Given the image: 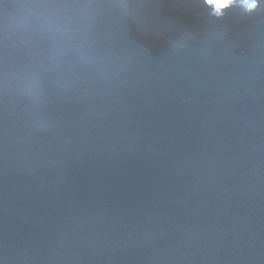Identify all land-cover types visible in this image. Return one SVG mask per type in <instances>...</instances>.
<instances>
[{"label": "water", "instance_id": "obj_1", "mask_svg": "<svg viewBox=\"0 0 264 264\" xmlns=\"http://www.w3.org/2000/svg\"><path fill=\"white\" fill-rule=\"evenodd\" d=\"M0 264H264V0H0Z\"/></svg>", "mask_w": 264, "mask_h": 264}, {"label": "clouds", "instance_id": "obj_2", "mask_svg": "<svg viewBox=\"0 0 264 264\" xmlns=\"http://www.w3.org/2000/svg\"><path fill=\"white\" fill-rule=\"evenodd\" d=\"M210 2L214 6V14L221 17L228 8L236 6L238 0H210ZM260 2L261 0H239L240 5L248 13L256 11Z\"/></svg>", "mask_w": 264, "mask_h": 264}]
</instances>
